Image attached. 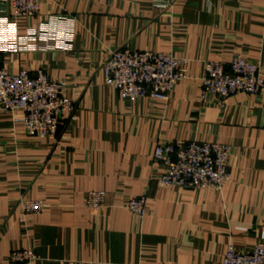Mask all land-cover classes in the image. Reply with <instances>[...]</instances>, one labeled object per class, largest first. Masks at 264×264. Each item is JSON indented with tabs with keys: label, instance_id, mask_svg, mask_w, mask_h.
<instances>
[{
	"label": "crops",
	"instance_id": "0c3cea01",
	"mask_svg": "<svg viewBox=\"0 0 264 264\" xmlns=\"http://www.w3.org/2000/svg\"><path fill=\"white\" fill-rule=\"evenodd\" d=\"M39 2L31 18L0 9L5 46L33 37L30 49L0 51V69L65 82L75 109L41 141L17 122L22 112H0V264H18L21 250L37 256L29 264H221L229 244L252 250L264 233V89L220 105L202 101L201 82L207 63L236 56L264 72V0ZM123 47L172 53L187 78L167 102L122 99L102 66ZM178 140L232 148L221 192L159 183L155 147ZM92 191L105 194L99 210L86 206ZM142 196L140 218L127 206ZM21 199L46 208L24 214Z\"/></svg>",
	"mask_w": 264,
	"mask_h": 264
},
{
	"label": "built area",
	"instance_id": "2783aa9c",
	"mask_svg": "<svg viewBox=\"0 0 264 264\" xmlns=\"http://www.w3.org/2000/svg\"><path fill=\"white\" fill-rule=\"evenodd\" d=\"M10 6L13 18H31L39 13V0H0V9ZM8 18L0 14V51L5 47L11 51L30 49L27 37L24 43L14 35L7 46L4 45ZM16 29V24L13 23ZM24 44V45H23ZM105 84L113 87L122 99L137 100L150 98L167 102L181 80L187 78L186 60L172 53L153 51H132L126 47L112 52L102 66ZM202 101L209 98L218 104L237 94L257 95L264 89V72L261 67L242 56L234 57L227 65L209 62L205 66V76L201 82ZM65 82H54L40 71L36 79H31L26 70L12 72L4 66L0 69V112H22L21 122L28 137L43 140L55 137L65 126L63 114L75 109L74 102L65 92ZM232 148L215 142L183 141L157 144L153 153L155 162L164 167L159 183L164 187H178L189 190H211L221 192L229 180L228 161ZM105 194L89 192L86 206L92 210L103 207ZM147 198L132 199L127 209L143 218ZM19 206L24 214L39 215L46 205L41 200L21 199ZM10 259L14 263L29 264L37 260L32 250L15 251ZM221 264H264V233L250 251L227 246Z\"/></svg>",
	"mask_w": 264,
	"mask_h": 264
}]
</instances>
